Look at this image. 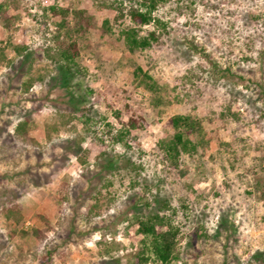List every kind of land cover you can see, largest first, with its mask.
<instances>
[{
  "label": "rangeland",
  "instance_id": "1",
  "mask_svg": "<svg viewBox=\"0 0 264 264\" xmlns=\"http://www.w3.org/2000/svg\"><path fill=\"white\" fill-rule=\"evenodd\" d=\"M18 1L25 11L11 32L0 23V45L11 36L13 43L27 39L29 49L16 57L8 48L6 59H0V146L9 137L13 140L17 123L32 111L41 143L37 150L43 154L28 150L20 140L0 150V264H100L110 257L126 262L128 255L142 247V236L136 233L132 216L126 221L123 217L133 211L136 192L144 182H159L167 212L180 227V258L170 264H257L251 262V253L264 250V155L259 147L264 139L259 120L264 107V0H160L155 14L167 23L169 34L163 35L160 44L135 52L119 36L129 20L117 23L116 11L103 8L97 23L108 17L113 31L105 38L88 35L78 58L88 74L71 78L46 52L53 46L56 18L45 16L44 10L54 0ZM144 28L152 29L153 24ZM31 66L46 77L25 93L21 83ZM137 66L157 81L170 103L154 108L153 93L133 76ZM83 107L89 119L80 117ZM116 109L125 112L124 120L133 112L143 116V126L130 135L134 147L116 148L143 166L140 185L124 178L127 169H122L123 177L104 172L105 180L113 182L104 189L108 197L87 219L76 215L78 201L71 193L85 170L76 157L51 181L34 184L17 176L26 168L50 162L60 137L103 130L105 122H112L117 130L121 123L114 115ZM61 110L72 112L74 118L50 140L46 122L58 118ZM175 113L191 114L204 122L201 135L194 138L199 142L197 152L184 154L178 167L167 162L158 148L161 139L173 134L166 121ZM92 141L85 137L86 146ZM63 181L70 187L63 191L66 199L60 193ZM15 188H19L24 213L22 228L29 232L33 227L47 228L39 217L46 211L50 224L42 237L29 233L9 238L1 210ZM156 190L152 186L148 191ZM200 226L206 228V235L192 239L193 230ZM108 247L110 253H106Z\"/></svg>",
  "mask_w": 264,
  "mask_h": 264
},
{
  "label": "trees",
  "instance_id": "2",
  "mask_svg": "<svg viewBox=\"0 0 264 264\" xmlns=\"http://www.w3.org/2000/svg\"><path fill=\"white\" fill-rule=\"evenodd\" d=\"M56 1L54 0L49 8L44 10L45 16L56 18L55 30L51 38L53 46L50 49L47 48L46 52L47 56L64 74L70 75L69 78L76 74H88L87 68L78 61L81 43L87 40L88 35L95 33L100 38H105L113 31L110 18H104L100 25L97 23V14L103 8L116 11L113 19L117 23L129 20L119 30V36L125 47L131 52L158 45L162 42L163 35L169 34L167 23L155 14L160 0H112L110 4L101 0H67V3H57ZM23 11L25 10L18 0H2L0 2V23L7 31L11 32ZM149 24H153V28L145 30L144 27ZM8 48H11L16 57H19L28 51L29 44L25 38L20 42L13 43L10 36L5 45H0V59H6ZM32 68L33 66L26 72V77L21 83V89L25 93L30 91L35 81H41L46 77L41 69L34 71ZM133 76L140 78V83L153 93L154 108H159L163 103H170V99H165L157 81L142 66H137ZM90 92L92 93L91 90ZM85 107L80 109L79 115L82 119H84L83 116L89 119L90 116ZM158 112L161 113L159 110ZM71 113L61 110L57 115L58 118L46 122V137L48 139L51 140L54 133H59L61 128L72 122L74 116ZM228 113L230 116L235 117L236 115L231 112V109ZM114 115L116 120L121 123V127L117 130L112 122H105L103 130L95 128V130L90 129L85 135L81 132H73L70 136L60 137L54 144V148L57 150L51 153L50 162H42L43 164L38 165L36 169L26 168L17 176L23 177L26 182L32 181L34 184L51 181V176L55 172L67 166L72 157H76L81 165H85V170L80 174L82 179L75 187H71L72 196L78 201L75 213L87 219L90 218L94 210L102 205L108 197L104 189L113 183L112 180H105L106 177L102 175L104 172L112 176L119 174L123 177L122 169H127L129 174L125 171L127 175L124 178H129L133 186L141 183L139 177L143 170L141 163H137L129 153L117 151L116 148L117 145L127 148L134 147L130 135L134 134L133 132L140 125L143 126L140 123L143 121V116L133 112L124 120L125 112L121 109L114 110ZM259 120L263 122L264 127V107L259 114ZM166 125L173 130V134L161 139L158 142V148L167 162L178 167L179 160L184 154L197 152L199 142L194 138L198 134L201 135L204 122L191 114L175 113L168 116ZM37 127L38 123L33 112H27L24 118L17 123L13 132V140L9 137V142L20 140L24 145H27L28 150L34 149L37 155L41 156L42 150H37L38 147H41V143L36 138ZM85 137H90L93 140L88 146L85 145ZM9 142H2L0 150ZM259 147L264 155V139L259 142ZM92 151L95 152L93 159L91 158ZM10 179L15 180L14 177ZM144 183L143 189L136 192V201L131 206L133 211L127 213L130 215L123 217L126 221L130 219L129 216H132L133 222L137 224L136 233L142 236V247L128 255L124 263L119 257H110L109 259L104 258L100 264H148L150 262L170 264L180 258V254L177 252L180 227L175 226L173 218L167 212V199L161 198V185L159 182L151 185L147 182ZM80 186L84 187L82 192L78 190ZM152 186L157 188L156 192L148 191ZM69 188L67 182L63 181L60 193L63 194V191ZM15 189H11L13 196L1 210V214L10 228L9 238L16 235L25 237L29 233L36 237H42L50 224L46 211L40 212L39 217L47 228L33 227L31 232L22 228L24 213L18 202L19 188ZM62 197L66 199L67 196L63 194ZM87 200L91 202L87 203L86 210L81 211V207L86 204ZM141 204L144 205L143 209ZM206 232V228L197 227L193 230L191 238L200 239L206 235ZM110 247L112 246L110 245ZM110 247L106 248V253H110ZM251 257L253 259L251 262L264 264V250H256L251 253Z\"/></svg>",
  "mask_w": 264,
  "mask_h": 264
}]
</instances>
